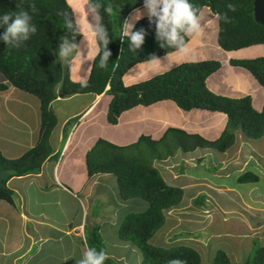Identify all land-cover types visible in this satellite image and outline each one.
<instances>
[{
    "label": "crops",
    "instance_id": "0c3cea01",
    "mask_svg": "<svg viewBox=\"0 0 264 264\" xmlns=\"http://www.w3.org/2000/svg\"><path fill=\"white\" fill-rule=\"evenodd\" d=\"M71 4L82 10V0H71ZM77 8L71 7L73 14ZM137 10L142 18L147 17L141 6L127 15L128 22H137L133 20ZM199 14L204 32L194 40L187 38L189 54L175 51L157 58L160 63H137L122 76L123 86L182 63L216 61L219 68L206 78V89L229 99L248 97L251 108L259 112L263 89L245 69L229 61L264 58V44L223 51L216 42L215 15L205 7ZM82 41L80 36L75 43ZM92 47L90 41L80 44L85 56ZM92 59L88 55L83 62L76 57L72 65L62 64L69 80L84 82ZM0 83L6 84L1 75ZM109 97L56 92L49 105L56 120L48 138L50 156L35 174L10 177L4 183L11 201L0 200V264H76L87 249L85 235L92 231L110 264H140L139 250L119 240L117 231L125 216L143 212L147 203L139 198L122 200L111 174L87 176L86 153L99 140L127 147L140 137L157 141L169 130L213 141L225 126L221 113L182 111L167 100L125 110L109 124L105 118ZM68 102L76 106L64 111ZM38 131V100L11 86L1 91L0 156L19 158L35 145ZM178 136L175 133L164 139L169 148L160 150L161 158L152 160V167L167 186L182 191L181 200L164 212V223L149 244L162 249L190 248L198 254L200 264H211L216 251L224 252L230 264L244 263L252 241L264 247V136L250 140L236 133L233 144L222 153L208 148L174 150L171 147ZM165 151L171 154L163 157ZM245 173H251L255 181L240 183L238 179Z\"/></svg>",
    "mask_w": 264,
    "mask_h": 264
},
{
    "label": "trees",
    "instance_id": "16d2710c",
    "mask_svg": "<svg viewBox=\"0 0 264 264\" xmlns=\"http://www.w3.org/2000/svg\"><path fill=\"white\" fill-rule=\"evenodd\" d=\"M102 6L111 5L113 12L105 13L100 9L102 23L107 27L112 41L108 50L112 53L105 69L99 67L100 56L92 59L87 79L81 83L71 82L67 67L57 59L60 37L73 42L71 32L66 28V20L74 16L66 0H0V16L5 13L27 11L37 31L18 47L6 46L0 40V75L6 84L0 83V92L11 86L21 92L34 96L39 102V131L33 147L14 160L0 156V171L5 170L9 177H22L35 174L41 164L50 156L48 138L56 120L49 105L56 92L62 96L105 94L110 96L106 108V122L114 124L125 110L135 106H148L160 101H170L182 111L191 109L207 110L225 115V126L213 141H204L196 135H185L180 131H166L162 138L153 141L140 137L127 147H116L97 141L86 153L85 167L87 176L111 174L115 178L118 195L122 200L139 198L147 203L140 213L124 217L118 227L117 236L128 241L140 253V264H169L179 259L184 264H200L198 254L187 247L162 249L149 244L150 238L164 223V212L176 206L182 196L178 188L167 186L152 160L160 159L161 149H168L164 139L178 133L172 149L190 152L195 148H208L225 152L234 141L236 133L245 138L258 140L264 136V102L259 112L251 108L248 97L229 99L210 93L205 87L206 78L219 68L216 61H201L179 64L145 81L123 86L124 73L137 63L150 61L151 57L160 58L175 49L161 48L155 38V26L149 25L148 18L134 23L133 31L144 29L145 42L138 51L129 49L127 37H121L123 23L127 15L143 5V0H93ZM198 10L208 8L215 15L226 14L228 22L217 20V46L223 51H233L251 45L264 44V26L252 20L253 0H189ZM233 5L234 10H229ZM34 6V9H33ZM6 26L0 27V35ZM80 35L75 37L76 42ZM123 40V41H121ZM187 40V38H186ZM122 49V52H121ZM232 66L245 69L264 91V58L229 61ZM176 142V144H175ZM147 149L150 154L142 150ZM171 152L165 151V156ZM143 156H147L145 160ZM7 180V179H6ZM2 181L5 183V181ZM240 183L254 182L251 173L239 177ZM10 191L0 188V200L10 202ZM88 247L102 249L96 231L85 235ZM105 264H110L107 260ZM211 264H230L222 251H216ZM245 264H264V247H257L247 258Z\"/></svg>",
    "mask_w": 264,
    "mask_h": 264
},
{
    "label": "clouds",
    "instance_id": "9594fccd",
    "mask_svg": "<svg viewBox=\"0 0 264 264\" xmlns=\"http://www.w3.org/2000/svg\"><path fill=\"white\" fill-rule=\"evenodd\" d=\"M142 6L146 11L149 25L155 26V38L161 48H172L179 54L187 55L190 48L186 38L194 40L204 32L199 10L189 0H143ZM102 7L105 13L111 14L113 12L111 5L102 6L98 2H93V0H82V11L66 20V28L71 32L73 42H70L66 37H60L58 55L56 56L60 62L69 65L76 57H79L83 62L88 55H92L93 59L99 55V67L101 69L107 67L109 58L112 55L108 50V45L112 41L109 38L107 27L102 23L100 15ZM228 8L234 10L233 5H228ZM141 18L142 13L137 10L133 20L139 21ZM216 19H223L225 23L228 22L226 14L216 13ZM31 20L32 17L24 10L5 13L0 16V27L6 26L3 34L0 35V40L6 46L18 47L37 31ZM133 28L134 24L125 20L121 37L128 38L129 49L135 52L142 48L146 32L144 29L133 31ZM77 35L82 36L84 41H90L93 46L91 52L87 49L86 56L80 49V45L74 42ZM73 53H75V56H73ZM151 60L155 63L161 62L155 56L151 57ZM107 259L108 256L104 250H98L92 246L86 249L82 258L77 260L76 264H105ZM169 264H184V262L173 259L169 261Z\"/></svg>",
    "mask_w": 264,
    "mask_h": 264
},
{
    "label": "water",
    "instance_id": "95a60500",
    "mask_svg": "<svg viewBox=\"0 0 264 264\" xmlns=\"http://www.w3.org/2000/svg\"><path fill=\"white\" fill-rule=\"evenodd\" d=\"M252 20L255 24L264 26V0H253L252 2ZM9 177L5 170L0 171V188H5L2 181Z\"/></svg>",
    "mask_w": 264,
    "mask_h": 264
},
{
    "label": "rangeland",
    "instance_id": "374dc122",
    "mask_svg": "<svg viewBox=\"0 0 264 264\" xmlns=\"http://www.w3.org/2000/svg\"><path fill=\"white\" fill-rule=\"evenodd\" d=\"M66 2H67V1H66ZM68 3L71 5L72 8H77V7H73V6H72V4H71V0H68ZM81 11H82V10H81L80 8L74 9V15H75L76 13H78V12H81ZM89 19H91V18H89ZM81 37H82V36H81ZM70 42H72V41H70ZM84 42H85V41L83 40L82 42H80V43H78V44L80 45V44H83ZM61 64L65 65V64L62 63V62H61ZM70 65H72V64H69V65H67V66H70ZM160 74H161V73H160ZM155 76H156V75H155ZM70 103H72V102H68V103L66 104V106H65V110H64V111H70L71 109H73V108L76 106V104H70ZM142 151H143L145 154H150V151L147 150V149H144V148H143ZM143 157L145 158V160L148 159L147 156H143ZM209 172H213V170H210ZM231 227H232V228H235L234 224H231ZM259 246H260V243H259V242H256V241H252V242L248 245V249H247V251H246V255H245L246 258L243 259V262H244V263H242V264H245L247 258L250 257V256L253 254V251H254L257 247H259Z\"/></svg>",
    "mask_w": 264,
    "mask_h": 264
}]
</instances>
